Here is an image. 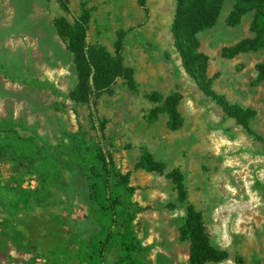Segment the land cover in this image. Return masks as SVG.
I'll return each instance as SVG.
<instances>
[{"label":"rangeland","instance_id":"374dc122","mask_svg":"<svg viewBox=\"0 0 264 264\" xmlns=\"http://www.w3.org/2000/svg\"><path fill=\"white\" fill-rule=\"evenodd\" d=\"M69 1L75 14L82 7L91 10L90 46L114 56L116 33L125 31L123 61L134 70L137 88L130 90L118 77L94 109L103 122L101 140L116 167L129 173L133 200L141 207L135 227L148 248V264H190L189 242L179 239L185 209L164 174L173 168L182 171L188 199L201 212L211 243L228 253L226 260L205 264H264V81H255L264 49L222 55L223 48L254 38V13L228 25L235 0H225L216 24L196 33L213 91L233 106L254 111L249 131L185 72L170 31L175 0H147V15L137 0ZM59 17L73 21L58 0H0V117L65 147L62 129L99 138L89 122V106L69 97L77 73L72 53L56 32ZM154 91L181 94L180 129H168L165 114L155 123L146 121L153 107L147 94ZM145 151L163 164V173L136 167ZM39 182L25 163L0 155V198L11 187L35 189ZM89 204L73 180L60 199H36L34 210L11 214L15 229L5 232L0 226V264H74L78 246L73 239L89 229L84 216Z\"/></svg>","mask_w":264,"mask_h":264},{"label":"trees","instance_id":"16d2710c","mask_svg":"<svg viewBox=\"0 0 264 264\" xmlns=\"http://www.w3.org/2000/svg\"><path fill=\"white\" fill-rule=\"evenodd\" d=\"M58 1L63 11L73 19L72 22L66 17L55 20L56 32L65 40L76 65L77 85L69 97L76 103L89 106V122L99 140L88 139L81 129H62L66 144L61 147L13 119L0 117V155H8L25 163L40 181L35 189L11 187L1 196L0 226L5 232H9L10 228L15 229V225L11 224V214L34 210L31 204L36 199L39 202L60 199L67 193L71 181L76 180L82 197L88 199L90 204L84 213L89 229L84 237L75 236L73 239L74 246H78L73 251L74 264H148V248L142 244L135 227L141 207L133 200L134 188L129 184V173H122L116 167L106 144L101 140L103 122L98 121L94 109L96 101L110 90L118 77L123 78L130 90L137 88L134 70L125 66L123 61L125 31H117L114 56H111L105 48L90 46L87 42L91 10L82 7L75 14L69 0ZM224 2L175 0L170 31L185 72L204 94L219 104L227 117L235 119L237 124L250 131L248 121L254 111L233 106L224 96L213 91V77L207 74V57L200 50L196 36L198 31L216 24ZM137 3L147 15V0H137ZM247 12L254 13L250 25V29L256 33L254 38L243 39L234 46L223 48V56L233 57L241 52L264 49V0H235L226 22L235 26ZM256 70L255 81H264V60L257 64ZM32 81L38 83L35 79ZM147 99L153 104L146 115L149 124L165 114L168 129L175 131L181 128L183 119L178 110L181 99L179 92L162 96L154 91L147 94ZM136 167L164 172L163 164L154 160L148 151L139 157ZM164 174L172 182L177 200L185 209L179 239L189 242L190 264L226 260L228 253L211 243L201 212L188 199L182 171L173 168ZM9 191L11 199L7 196ZM21 236V232L17 233L16 240L20 244ZM109 256L113 257L112 263Z\"/></svg>","mask_w":264,"mask_h":264}]
</instances>
